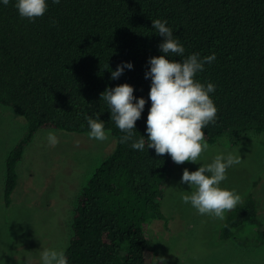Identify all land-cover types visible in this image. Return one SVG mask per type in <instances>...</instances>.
<instances>
[{"label":"trees","instance_id":"16d2710c","mask_svg":"<svg viewBox=\"0 0 264 264\" xmlns=\"http://www.w3.org/2000/svg\"><path fill=\"white\" fill-rule=\"evenodd\" d=\"M16 0H0V106L27 121L26 131L6 156L4 199L12 203L18 165L40 129L89 133L87 117L100 116L116 146L82 188L64 251L69 264H153L157 249L147 224L166 218L162 199L173 168L171 156L147 148L149 59L163 53L164 37L152 20L167 21L185 47L184 59L215 53L197 79L216 86L215 124L205 129L208 144L224 135L230 145L264 133V0H47L48 10L35 21L21 18ZM132 62L118 79L112 71ZM134 86L146 99L134 139L145 135L143 151L120 142L124 135L101 99L107 88ZM252 193L228 212L221 237L235 236L247 222L258 221ZM264 236V233H263Z\"/></svg>","mask_w":264,"mask_h":264},{"label":"rangeland","instance_id":"374dc122","mask_svg":"<svg viewBox=\"0 0 264 264\" xmlns=\"http://www.w3.org/2000/svg\"><path fill=\"white\" fill-rule=\"evenodd\" d=\"M26 119L8 106H0V264H42L44 249L66 250L74 210L82 188L96 166L116 146L110 134L106 141L90 139L88 133L40 129L26 146L18 165V185L7 205L4 199L6 156L26 131ZM59 143H48V132ZM200 163L173 164L162 199L166 218L153 217L147 230L157 254L153 264H264V133L230 145L226 135L208 144ZM231 152L242 163L228 169L221 187L235 189L241 197L252 193L260 204L258 221L247 222L235 236L224 239V220L199 214L182 203L180 184L184 169L196 171L218 154Z\"/></svg>","mask_w":264,"mask_h":264},{"label":"clouds","instance_id":"9594fccd","mask_svg":"<svg viewBox=\"0 0 264 264\" xmlns=\"http://www.w3.org/2000/svg\"><path fill=\"white\" fill-rule=\"evenodd\" d=\"M60 0H53L59 3ZM10 0H3L5 6ZM15 8L21 18L35 21L48 10L47 0H16ZM152 28L157 35L164 37L159 45L163 53L149 59L150 69L145 78H151L149 99L151 107L147 116V148L154 149L157 156H171L176 164L185 162L200 163L202 154L209 148L205 139L204 129L209 124H215L217 106L211 98L216 86L208 82L206 85L197 79L198 73L205 69L206 64L216 60L215 53L201 57L192 53L184 59H171L170 56L185 57V47L174 38L173 30L166 20H152ZM132 62H122L112 71L111 79H118L125 69L133 68ZM111 112V120L124 133L120 142L143 151L145 135L134 139L137 121L141 119L146 99L134 96V86L123 83L109 87L101 93ZM89 138L99 141L109 139L111 130L105 129L100 116L95 119L87 117ZM48 143L56 146L59 143L54 132H48ZM242 163L239 155L231 152L221 153L208 164H202L198 170L184 169L180 184H188L190 193H181L182 203L190 205L199 214H207L213 219L224 220L225 214L242 203L241 195L235 189L221 187L227 179L229 168ZM42 264H69L64 250L44 249L41 252ZM26 264H31L27 258Z\"/></svg>","mask_w":264,"mask_h":264}]
</instances>
